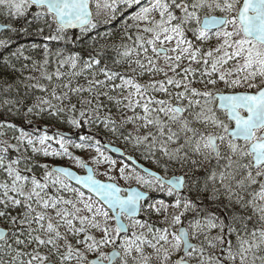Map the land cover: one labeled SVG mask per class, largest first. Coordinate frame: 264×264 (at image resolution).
Listing matches in <instances>:
<instances>
[{
    "label": "snow or ice",
    "instance_id": "snow-or-ice-1",
    "mask_svg": "<svg viewBox=\"0 0 264 264\" xmlns=\"http://www.w3.org/2000/svg\"><path fill=\"white\" fill-rule=\"evenodd\" d=\"M4 17L0 264H264V0H0ZM103 134L153 167L117 166Z\"/></svg>",
    "mask_w": 264,
    "mask_h": 264
},
{
    "label": "trees",
    "instance_id": "trees-1",
    "mask_svg": "<svg viewBox=\"0 0 264 264\" xmlns=\"http://www.w3.org/2000/svg\"><path fill=\"white\" fill-rule=\"evenodd\" d=\"M6 19H7L6 17L0 19V23L2 24L3 21ZM33 41L40 43V42H42V38L41 37H33V38L21 37L19 40V42L25 44V46L30 45ZM47 43H49L50 46L55 45V42L50 41ZM35 125H40V126L47 125L49 127L48 132L51 131L52 133L54 130H57V129H61L63 132L69 133L68 127L66 125H61L60 123H58L56 121H43V120H40L37 118ZM128 127H129V130H131V126H128ZM29 130H31V129H29ZM87 132H88V129L84 128L83 130L80 131L79 135H85V134H87ZM9 135H11V133H9ZM72 138L74 141L79 142L77 135L73 134ZM98 138L101 139V143L106 142L108 144H112V145H115L118 147H122L126 150V152H129L132 155H136L139 159L149 163V161L142 159L140 157L139 153L133 152L131 145L126 144L125 141L123 140V138L118 136V135L113 136L110 134H103ZM53 146H54V144H53ZM55 147H58V145H55ZM69 150L73 153V155H78V156H80V153H82L81 151H83V150L75 149V148H70ZM49 162L51 164H54V165L61 164V165H67V166H71V167L74 166L73 161L68 159L67 157H65V158H49ZM0 226L6 227L7 225L4 224L2 221H0Z\"/></svg>",
    "mask_w": 264,
    "mask_h": 264
},
{
    "label": "water",
    "instance_id": "water-1",
    "mask_svg": "<svg viewBox=\"0 0 264 264\" xmlns=\"http://www.w3.org/2000/svg\"><path fill=\"white\" fill-rule=\"evenodd\" d=\"M1 24V23H0ZM3 31V28L0 27V32ZM34 126H39V128L42 130V131H48L49 127L47 125H43V126H40V125H34ZM55 132V131H54ZM64 135H69L70 133L68 132H63ZM73 136V135H72ZM103 147L109 151L112 155H114L115 157H118L120 159H125L126 161H128L129 163L133 164L136 168H141V167H147L143 164H141L135 157H129V155L126 153L125 150H123L122 148L118 147V146H115V145H112V144H108L106 142H103L102 143ZM56 166H64V165H56ZM67 167H70V166H67ZM73 171H75L77 174L79 175H85L86 174V170H84V172H79L77 171L76 169L70 167ZM98 179H100L99 177H97ZM102 180V179H100ZM103 181V180H102ZM2 227V226H0Z\"/></svg>",
    "mask_w": 264,
    "mask_h": 264
},
{
    "label": "rangeland",
    "instance_id": "rangeland-1",
    "mask_svg": "<svg viewBox=\"0 0 264 264\" xmlns=\"http://www.w3.org/2000/svg\"><path fill=\"white\" fill-rule=\"evenodd\" d=\"M53 147H55V145L53 146ZM120 148H122V147H120ZM123 150H125L124 148H122ZM126 151V150H125ZM82 153H80V156L82 157V158H84L85 160H89V162H90V158H91V156H94L96 153H95V151H94V149H89V150H83V151H81ZM105 155L106 156H109L110 158H112V159H114V160H116V162H117V166H120V165H122V164H127L125 161H123V160H120V159H118L117 157H114L113 155H110V154H108L106 151H105ZM130 167V166H129ZM72 168H74V169H76V170H78V171H80V172H83V169H81V168H79V167H77V166H73ZM106 168H107V165H100L99 167H98V173H101V174H99L98 175V177L100 178V179H102V180H106V177L104 176V175H102V173L106 170ZM131 168V167H130ZM122 183V182H121Z\"/></svg>",
    "mask_w": 264,
    "mask_h": 264
},
{
    "label": "flooded vegetation",
    "instance_id": "flooded-vegetation-1",
    "mask_svg": "<svg viewBox=\"0 0 264 264\" xmlns=\"http://www.w3.org/2000/svg\"><path fill=\"white\" fill-rule=\"evenodd\" d=\"M50 135L52 134V132L51 131H49L48 132ZM55 145V144H54ZM127 154H129V152H126ZM131 156L132 157H135L141 164H143V165H145V166H147V167H149V168H151V167H153L151 164H149V163H147V162H145V161H143V160H141V159H139L136 155H132L131 154ZM123 161H125L130 167H133L134 165L133 164H131V163H129L128 161H126L125 159H122ZM138 169V168H137ZM153 195H155V196H157V198H164L163 197V193H154Z\"/></svg>",
    "mask_w": 264,
    "mask_h": 264
}]
</instances>
